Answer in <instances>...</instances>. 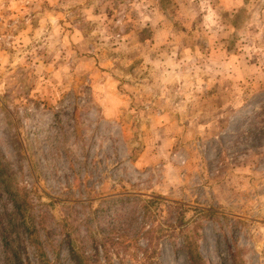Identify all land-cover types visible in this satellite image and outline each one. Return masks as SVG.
I'll return each mask as SVG.
<instances>
[{
    "label": "rangeland",
    "instance_id": "1",
    "mask_svg": "<svg viewBox=\"0 0 264 264\" xmlns=\"http://www.w3.org/2000/svg\"><path fill=\"white\" fill-rule=\"evenodd\" d=\"M115 194L166 228L185 206L207 264H264V0H0V224L73 264L57 228ZM185 232L157 264H189Z\"/></svg>",
    "mask_w": 264,
    "mask_h": 264
},
{
    "label": "trees",
    "instance_id": "2",
    "mask_svg": "<svg viewBox=\"0 0 264 264\" xmlns=\"http://www.w3.org/2000/svg\"><path fill=\"white\" fill-rule=\"evenodd\" d=\"M161 201L159 195H153L148 200L137 194L110 195L101 199L98 207L90 208L81 218L85 233L80 231L74 236L67 230L59 231L57 228L58 235L54 236V241L49 240L48 245H55L60 237L73 264H101L103 260L112 264L114 255L123 262L135 257L139 264H157L160 240L178 237L187 229L185 206L176 202L167 205L165 224L168 227H164V223L155 226L154 210L160 206ZM13 206L14 213L21 212L22 205L19 202L14 200ZM53 222L56 223L55 220ZM56 224L65 226L62 222ZM0 225L2 237L5 239L4 248L11 255L13 264H31L27 249L22 245L26 239L37 243L36 249H40L39 243L42 244V240L39 231L24 237L19 231L13 235L7 224L1 222ZM195 241L185 232L183 249L188 255L189 264H207L196 248ZM14 246L16 250H12ZM41 249L44 250L42 247Z\"/></svg>",
    "mask_w": 264,
    "mask_h": 264
}]
</instances>
